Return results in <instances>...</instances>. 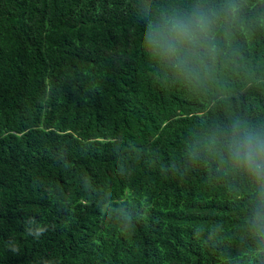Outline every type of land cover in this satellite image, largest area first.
<instances>
[{"label":"trees","instance_id":"obj_1","mask_svg":"<svg viewBox=\"0 0 264 264\" xmlns=\"http://www.w3.org/2000/svg\"><path fill=\"white\" fill-rule=\"evenodd\" d=\"M197 4L215 51L142 46ZM237 120L264 128V0H0V264H264Z\"/></svg>","mask_w":264,"mask_h":264},{"label":"clouds","instance_id":"obj_2","mask_svg":"<svg viewBox=\"0 0 264 264\" xmlns=\"http://www.w3.org/2000/svg\"><path fill=\"white\" fill-rule=\"evenodd\" d=\"M235 12V4L228 5ZM218 13L199 4L190 10L165 11L147 24L142 46L154 56L184 68L204 52L215 51L214 27ZM226 161L235 169L252 177L260 195L253 221L264 225V128H256L243 121L222 127L217 135Z\"/></svg>","mask_w":264,"mask_h":264}]
</instances>
